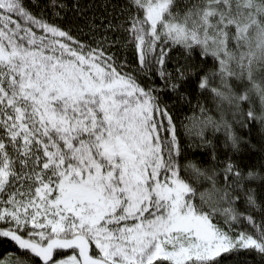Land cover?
<instances>
[{"label":"snow or ice","instance_id":"6c2138e0","mask_svg":"<svg viewBox=\"0 0 264 264\" xmlns=\"http://www.w3.org/2000/svg\"><path fill=\"white\" fill-rule=\"evenodd\" d=\"M0 244L264 264V0H0Z\"/></svg>","mask_w":264,"mask_h":264},{"label":"trees","instance_id":"16d2710c","mask_svg":"<svg viewBox=\"0 0 264 264\" xmlns=\"http://www.w3.org/2000/svg\"><path fill=\"white\" fill-rule=\"evenodd\" d=\"M193 111H195V110H193ZM196 115L198 116L199 113L197 112ZM217 135H222V133H217ZM5 251H6L5 246L3 244H0V256H3V254H4Z\"/></svg>","mask_w":264,"mask_h":264}]
</instances>
